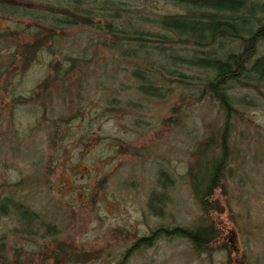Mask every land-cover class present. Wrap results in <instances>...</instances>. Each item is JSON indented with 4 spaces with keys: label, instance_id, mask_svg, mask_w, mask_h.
Returning <instances> with one entry per match:
<instances>
[{
    "label": "trees",
    "instance_id": "trees-1",
    "mask_svg": "<svg viewBox=\"0 0 264 264\" xmlns=\"http://www.w3.org/2000/svg\"><path fill=\"white\" fill-rule=\"evenodd\" d=\"M127 1L139 0H67L61 4L51 2L46 7L28 0H0V19H30L29 29L18 26L0 30V137L11 140V146L15 141L19 144L14 123L17 109L31 104L36 112L41 110L47 141L55 149L64 137L61 126L82 113L84 84L93 79L96 68L111 79L112 89L120 71L130 81L127 85L118 83L108 97L110 106H119V112V95L154 97L162 88L174 85L180 90L177 100L182 102L187 88L196 89L195 99L214 102L222 118L219 133L195 142L189 154L187 176L202 215L190 227L158 226L149 235L137 237L117 264H125L132 252L151 246L161 236L182 237L196 251L226 252L224 264H246L243 254L236 263L232 260L219 216L226 208L225 184L232 172L228 140L231 119L239 114L238 107L253 104L251 97L237 95L236 89L255 93L264 90V55H257L258 44L264 40V0H166L177 11L153 14L152 18L147 10ZM84 28L102 35L97 43L80 46L81 52L61 53V58L48 64L46 76L28 89L13 82L25 75L39 51L53 52L58 39L65 40ZM18 31L26 38H18ZM132 86L134 91L128 93L126 90ZM54 102L59 104V110L67 112L64 117L54 111ZM179 106L177 102L170 108L165 125L177 116ZM106 110L115 112V108ZM7 112L6 129L1 118ZM117 146L120 154L138 153L134 142L122 140ZM157 176L163 188L173 182L172 174L163 168L157 170ZM40 177L0 187V215L12 214L21 226L10 228V242L9 229L0 234V264H80L100 256L102 250H85L60 240L51 222L15 198L25 190L39 194L38 189L47 183L44 174ZM165 198L164 192L152 191L146 204L148 210L158 213Z\"/></svg>",
    "mask_w": 264,
    "mask_h": 264
},
{
    "label": "rangeland",
    "instance_id": "rangeland-1",
    "mask_svg": "<svg viewBox=\"0 0 264 264\" xmlns=\"http://www.w3.org/2000/svg\"><path fill=\"white\" fill-rule=\"evenodd\" d=\"M51 2L61 4L67 0L30 3L46 7ZM127 2L147 10L149 18L177 11L166 0ZM18 26L29 29L30 19H0V30ZM16 36L26 38L19 31ZM101 36L84 28L65 40L58 39L53 52L39 51L25 75L13 82L27 89L34 86L46 76L50 61L61 58L60 54L68 50L81 52L80 46L97 43ZM257 55H264V40L258 44ZM123 75L120 71L116 76L113 89L121 82L130 84ZM93 76L84 84L82 113L61 126L64 137L55 149L47 141L46 120L43 121L41 110L36 112L31 104L20 105L14 122L20 135L19 144L15 141L11 146V140L0 137V187L33 176L41 179L44 174L47 183L38 189L40 195L25 190L15 198L51 222L60 240L85 250H102L97 258L80 264H117L132 242L149 235L151 229L190 227L199 220L202 213L187 176L189 154L195 142L219 133L222 118L214 102L195 99L196 89L187 88L185 101H178L180 90L174 85L162 88L159 96L154 97L119 95L117 101H121L122 109L119 112V106L111 107L108 99L113 91L111 79L98 68ZM236 90L239 96L251 97L253 104L238 107L239 114L231 119L228 140L232 172L225 184L226 208L219 220L235 263L243 254L246 264H264V90L262 93ZM126 91L132 93L134 87ZM177 102L180 103L177 116L170 125H165L164 118ZM53 105L54 111L63 117L67 114L59 110L58 103ZM109 108H115V112L106 110ZM7 114L3 113L1 118L6 129ZM122 140L134 142L138 153H118L117 144ZM159 168L173 176L172 184L166 188L158 182ZM156 190L166 196L158 213L146 206L149 194ZM20 227L12 214L0 215V234L9 229L7 241L13 240L10 228ZM226 258V252L216 249L196 251L182 237L161 236L151 246L132 252L125 264H224Z\"/></svg>",
    "mask_w": 264,
    "mask_h": 264
}]
</instances>
